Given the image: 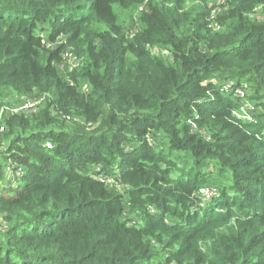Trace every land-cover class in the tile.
<instances>
[{
  "label": "trees",
  "instance_id": "1",
  "mask_svg": "<svg viewBox=\"0 0 264 264\" xmlns=\"http://www.w3.org/2000/svg\"><path fill=\"white\" fill-rule=\"evenodd\" d=\"M220 1L0 0V104L43 97L4 114L0 264H264V0Z\"/></svg>",
  "mask_w": 264,
  "mask_h": 264
},
{
  "label": "built area",
  "instance_id": "2",
  "mask_svg": "<svg viewBox=\"0 0 264 264\" xmlns=\"http://www.w3.org/2000/svg\"><path fill=\"white\" fill-rule=\"evenodd\" d=\"M222 1L223 0H221L220 2H222ZM50 44L51 43L48 42V43H46L45 46L46 47L53 46V44H51V46H49ZM64 56H65V58L67 60H69L68 63L70 65H71V61H75V59H76V56L73 55V53L70 50H67L64 53ZM84 88H85V86H84ZM239 94L242 96V93L241 92H239ZM42 102H43V97H39V98H26L25 100H22L17 105L8 108L7 112H5L4 114H6V113H18L20 111H35L36 108H38V106H40ZM4 114H0V133L3 132L4 129H5V126H4V123H3V118L5 117ZM242 117L248 118L247 116H242ZM249 120H251V119H249ZM47 146L50 147L49 144H47Z\"/></svg>",
  "mask_w": 264,
  "mask_h": 264
},
{
  "label": "rangeland",
  "instance_id": "3",
  "mask_svg": "<svg viewBox=\"0 0 264 264\" xmlns=\"http://www.w3.org/2000/svg\"><path fill=\"white\" fill-rule=\"evenodd\" d=\"M49 46H51V44ZM67 50H69V48ZM153 53L158 54V50L155 52L153 51ZM75 56H76V59L74 58L75 61H71V65L68 63L69 64L68 65L69 70L74 69L75 67H79L82 64V58L78 57L76 54H75ZM26 98H39V97L26 95V96H23L21 99L25 100ZM21 99H18V97H14L13 95H7V93H4L3 100L1 101V104H0V114H4L5 112H7L8 108L15 106L18 103H20ZM208 194H210L209 191H208ZM5 228H6V226L2 223V221L0 219V232L2 230H5Z\"/></svg>",
  "mask_w": 264,
  "mask_h": 264
}]
</instances>
